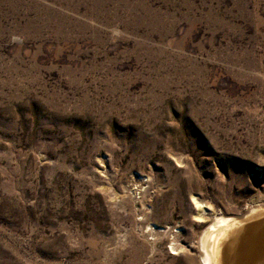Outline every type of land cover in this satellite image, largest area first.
Listing matches in <instances>:
<instances>
[{
  "label": "rangeland",
  "instance_id": "1",
  "mask_svg": "<svg viewBox=\"0 0 264 264\" xmlns=\"http://www.w3.org/2000/svg\"><path fill=\"white\" fill-rule=\"evenodd\" d=\"M216 217L264 228V0H0V264H203Z\"/></svg>",
  "mask_w": 264,
  "mask_h": 264
},
{
  "label": "bare ground",
  "instance_id": "2",
  "mask_svg": "<svg viewBox=\"0 0 264 264\" xmlns=\"http://www.w3.org/2000/svg\"><path fill=\"white\" fill-rule=\"evenodd\" d=\"M196 207L199 212L197 216L201 217L206 212L205 206L196 202ZM257 209L259 208L257 207ZM254 213L259 214V211H250L249 217ZM244 223L245 221H236L232 218H214L200 238L203 264H240V261L246 257L251 256L253 259L257 255L264 254V228L258 231H247L249 228L243 226ZM237 230L246 233L242 236L243 238H237L233 241L231 254L225 256L223 247L230 240L231 233ZM256 259L258 260V258ZM256 262L258 263V261ZM261 262H263V259Z\"/></svg>",
  "mask_w": 264,
  "mask_h": 264
}]
</instances>
